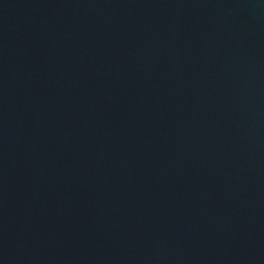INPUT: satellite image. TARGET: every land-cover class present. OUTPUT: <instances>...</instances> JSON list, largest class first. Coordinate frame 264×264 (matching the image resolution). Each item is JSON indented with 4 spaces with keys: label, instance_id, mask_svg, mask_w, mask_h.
<instances>
[{
    "label": "water",
    "instance_id": "water-1",
    "mask_svg": "<svg viewBox=\"0 0 264 264\" xmlns=\"http://www.w3.org/2000/svg\"><path fill=\"white\" fill-rule=\"evenodd\" d=\"M0 264H264V0H0Z\"/></svg>",
    "mask_w": 264,
    "mask_h": 264
}]
</instances>
